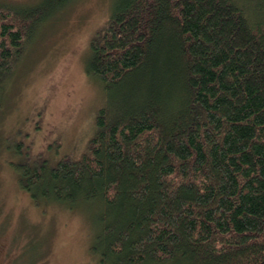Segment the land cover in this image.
I'll return each instance as SVG.
<instances>
[{"label":"trees","instance_id":"obj_1","mask_svg":"<svg viewBox=\"0 0 264 264\" xmlns=\"http://www.w3.org/2000/svg\"><path fill=\"white\" fill-rule=\"evenodd\" d=\"M74 1L0 3V104ZM86 71L113 101L80 159L17 164L33 202L90 218L98 264H264V0H115Z\"/></svg>","mask_w":264,"mask_h":264},{"label":"rangeland","instance_id":"obj_2","mask_svg":"<svg viewBox=\"0 0 264 264\" xmlns=\"http://www.w3.org/2000/svg\"><path fill=\"white\" fill-rule=\"evenodd\" d=\"M39 0H0L9 5ZM115 0H75L37 31L16 66L0 104V264H98L90 252L94 226L79 210L36 205L19 184L17 164L50 165L87 152L99 111L113 101L86 71L91 41ZM42 250V249H41Z\"/></svg>","mask_w":264,"mask_h":264}]
</instances>
